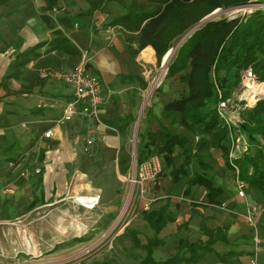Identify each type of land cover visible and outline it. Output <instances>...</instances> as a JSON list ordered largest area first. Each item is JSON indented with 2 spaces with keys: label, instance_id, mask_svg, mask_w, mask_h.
Wrapping results in <instances>:
<instances>
[{
  "label": "crops",
  "instance_id": "0c3cea01",
  "mask_svg": "<svg viewBox=\"0 0 264 264\" xmlns=\"http://www.w3.org/2000/svg\"><path fill=\"white\" fill-rule=\"evenodd\" d=\"M46 7L42 0H9L0 5V259L9 252L4 239L10 234L15 237L11 242L15 249L21 248L27 255L35 251L25 244L21 229L6 227L51 207L47 201L39 200L41 194L52 198L54 193H62L70 172L77 171L80 163L85 166L87 160L101 166H117L116 175L120 176L133 153L138 161V149L146 143L147 135L160 130L164 107L189 93L188 87L176 77L144 108V93L161 64L152 47L132 56L125 33L116 27L112 32L107 30L114 19L125 14L124 7L111 1L102 10L87 15L86 0H60L59 9L50 15L99 77L104 103L96 122L77 116L58 125L66 105L73 99L72 88L61 78L71 70L65 66L57 71L39 70L37 62H32L19 80L5 81L19 53L52 40V31L42 19ZM44 74L51 75L44 78ZM171 130L185 135L193 145L198 141L180 127ZM49 131L54 132L52 138H46ZM91 131L95 133V142L88 146L85 140ZM207 164L212 166L211 171L203 172L196 162L186 169L187 175L178 184H173V169L184 165V159L177 153L172 167L164 162V177L157 189L144 197L139 188L134 191L132 200L137 202L133 208L145 212L166 209L167 214L175 217L158 236L163 245L155 250L154 261L162 263L170 259L181 241L205 244L209 238L203 228L210 231L226 228L229 243L217 242L212 246L213 252L205 254L198 264H251L255 232L248 227L245 215L249 204H257L261 239L258 260L264 264V200L251 190L247 191L246 200L238 196L236 175L221 150H211ZM203 173L222 192L216 205H207V192L199 185L191 187L185 196L189 180ZM128 189L131 192L130 184ZM35 222L33 218L30 224ZM128 228L129 235L122 234L117 239L118 250L110 264H141L146 258L147 252L135 247L133 238L136 236L146 245L155 239V231L144 218L133 221ZM51 240L46 235L42 243L47 250L54 251L62 238ZM45 245L37 244L36 250H43Z\"/></svg>",
  "mask_w": 264,
  "mask_h": 264
},
{
  "label": "trees",
  "instance_id": "16d2710c",
  "mask_svg": "<svg viewBox=\"0 0 264 264\" xmlns=\"http://www.w3.org/2000/svg\"><path fill=\"white\" fill-rule=\"evenodd\" d=\"M42 1L47 4L42 19L52 31L53 38L19 53L5 81L19 80L32 62H37V69L45 71H57L62 66L73 70L82 62L81 51L58 29L50 15L59 9L60 0ZM111 1L125 9V14L114 19L111 27L120 28L125 33L132 56L152 47L161 64L182 41L171 58L167 80L179 77V82L188 87V96L182 94L164 107L160 130L150 132L146 143L138 149V165L153 156H161L165 164L172 167L178 153L184 159V165L171 173L173 184H178L181 177L187 175L186 169L196 162L203 172L211 171L212 166L207 161L211 150L218 149L233 170L229 159L231 132L220 120L217 107L240 86L243 70L252 69L255 76L264 81V14L257 12L234 20L223 18L198 28L217 10L243 7L253 0H145V4L141 0H130L129 4L124 0H86L87 15L102 10ZM8 2L0 0V5ZM191 32L192 35L184 40ZM134 46L138 49L135 50ZM242 118L241 131L249 148L234 163L239 170V179L248 185V190L257 192L264 200V99L254 108L245 110ZM174 127L191 134L197 143L193 145L185 135L174 133L171 130ZM205 173L189 180L185 196L189 195L191 187L199 185L207 192V205H216L222 192ZM143 218L156 237L142 245L134 236L135 247L147 252L141 264H198L205 254L213 252L212 246L217 242L229 243L226 228L216 231L203 228L204 235L209 238L205 244L181 241L174 256L156 263L153 254L163 245L158 236L175 217L167 214L166 209H160L144 212Z\"/></svg>",
  "mask_w": 264,
  "mask_h": 264
},
{
  "label": "rangeland",
  "instance_id": "374dc122",
  "mask_svg": "<svg viewBox=\"0 0 264 264\" xmlns=\"http://www.w3.org/2000/svg\"><path fill=\"white\" fill-rule=\"evenodd\" d=\"M218 16V20L228 17L227 14ZM181 42L177 43L174 53ZM158 69V72L163 70L161 67ZM171 81L165 79L163 86L155 94L161 92ZM249 100L252 101L250 97ZM251 105L253 106L252 102ZM241 109L242 113L248 110L244 106ZM87 161L85 166L80 163L77 171L70 172L62 193H54L52 198L41 194L39 200L47 201L51 207L40 210L32 218L24 219V222L9 223L6 228L21 229L22 237L27 240L25 244L35 248V251L27 255L21 248L15 249L11 243L14 235H7L9 241L4 239V243L9 252L0 259V264H97V260L103 264L112 262V255L118 250L117 239L122 234L129 235L130 223L142 220L145 212L133 208L137 201L132 200V189L131 192L128 189L137 158L133 153L128 166L119 172L118 177L117 166H101L99 162ZM163 177L164 175L162 179ZM33 218L36 222L31 225ZM67 230L70 231L69 234L64 235ZM46 235L50 236V240L61 237L66 242L61 240L54 251L47 250L42 243ZM37 244L45 245L43 250L38 248L37 251Z\"/></svg>",
  "mask_w": 264,
  "mask_h": 264
},
{
  "label": "built area",
  "instance_id": "2783aa9c",
  "mask_svg": "<svg viewBox=\"0 0 264 264\" xmlns=\"http://www.w3.org/2000/svg\"><path fill=\"white\" fill-rule=\"evenodd\" d=\"M257 12L264 14V2L253 0L251 4L243 7L236 8L231 14L228 15V19L239 18L244 16H251ZM224 13L222 10H217L213 14L220 15ZM213 14L211 16H213ZM209 16L203 23L207 22ZM109 32L114 30L113 27H108ZM192 35V32L187 35L188 38ZM183 40V41H184ZM174 49H172L163 59L160 67L163 69L161 72H156L155 76L151 78L149 86L144 93V108L148 106L151 99L156 95L158 89H160L165 79L168 78L170 57L173 55ZM159 70V69H158ZM51 74H44V78L49 77ZM61 78L72 88L73 99L66 105L63 115L57 121L58 125H64L73 121L77 116L83 119L91 121H98L100 116V110L104 103L102 96V85L99 77L88 67V63L85 60L71 70L68 73L62 74ZM249 97L252 101L249 100ZM264 99V81L259 80L252 69L243 70L241 72V84L234 90L230 98L222 101L218 104L217 112L223 125L228 127L231 132L232 139V151L229 159L233 171L236 175V186L238 196L241 199H247L248 185L239 179V170L234 161L238 159V155L244 154L248 151V144L246 138L242 135L241 126L243 124L242 109L254 108L257 103ZM251 102L253 106L251 105ZM94 131L88 134L87 145L90 146L95 142ZM53 131H49L46 134V138H52ZM164 160L161 156H153L144 163L136 167L133 176L129 179V184L132 189V199L134 191L139 188L140 195L144 197L148 192L154 191L161 185V179L164 174ZM148 186V187H147ZM225 208V207H224ZM148 210V207H147ZM260 209L257 204H249L247 208V214L245 215V221L250 229L255 232L254 237V258L251 264H260L258 255L261 252V239L258 236Z\"/></svg>",
  "mask_w": 264,
  "mask_h": 264
},
{
  "label": "water",
  "instance_id": "95a60500",
  "mask_svg": "<svg viewBox=\"0 0 264 264\" xmlns=\"http://www.w3.org/2000/svg\"><path fill=\"white\" fill-rule=\"evenodd\" d=\"M250 4H251V3H250ZM235 9H236V8H235ZM235 9H231V10L224 11V13H222V14H220V15H223V14H231ZM218 17H219L218 15L213 14V16H211L207 22H210V21H218V19H217ZM234 19H235V18H232L231 20H234ZM207 22H205V23H207ZM203 24H204V23H201V25H199L198 28L201 27Z\"/></svg>",
  "mask_w": 264,
  "mask_h": 264
}]
</instances>
